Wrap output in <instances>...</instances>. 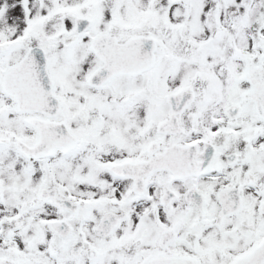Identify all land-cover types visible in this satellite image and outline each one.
Returning a JSON list of instances; mask_svg holds the SVG:
<instances>
[{"label":"snow or ice","instance_id":"snow-or-ice-1","mask_svg":"<svg viewBox=\"0 0 264 264\" xmlns=\"http://www.w3.org/2000/svg\"><path fill=\"white\" fill-rule=\"evenodd\" d=\"M0 264H264V0H0Z\"/></svg>","mask_w":264,"mask_h":264}]
</instances>
